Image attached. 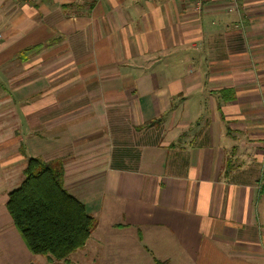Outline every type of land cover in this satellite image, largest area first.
<instances>
[{"label":"crops","instance_id":"obj_1","mask_svg":"<svg viewBox=\"0 0 264 264\" xmlns=\"http://www.w3.org/2000/svg\"><path fill=\"white\" fill-rule=\"evenodd\" d=\"M197 3L0 0V264L47 259L29 157L96 219L71 264H264V0Z\"/></svg>","mask_w":264,"mask_h":264},{"label":"trees","instance_id":"obj_2","mask_svg":"<svg viewBox=\"0 0 264 264\" xmlns=\"http://www.w3.org/2000/svg\"><path fill=\"white\" fill-rule=\"evenodd\" d=\"M63 174L61 160L29 157L22 183L6 201L27 248L46 256V264H71L68 256L84 245L97 223L66 190Z\"/></svg>","mask_w":264,"mask_h":264},{"label":"built area","instance_id":"obj_3","mask_svg":"<svg viewBox=\"0 0 264 264\" xmlns=\"http://www.w3.org/2000/svg\"><path fill=\"white\" fill-rule=\"evenodd\" d=\"M201 1H202V0H198V3H197V9L200 8ZM231 1H232L233 3H235V0H231Z\"/></svg>","mask_w":264,"mask_h":264},{"label":"rangeland","instance_id":"obj_4","mask_svg":"<svg viewBox=\"0 0 264 264\" xmlns=\"http://www.w3.org/2000/svg\"><path fill=\"white\" fill-rule=\"evenodd\" d=\"M45 257H46V256H44V258H45ZM47 261H48V260L46 259V261H45V264L47 263ZM87 262H88V261H87ZM113 264H117V262H116V263H115V262H113Z\"/></svg>","mask_w":264,"mask_h":264}]
</instances>
